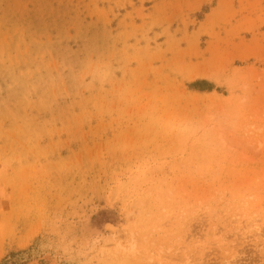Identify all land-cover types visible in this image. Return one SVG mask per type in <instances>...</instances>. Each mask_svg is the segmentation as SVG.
I'll return each mask as SVG.
<instances>
[{"label": "rangeland", "instance_id": "obj_1", "mask_svg": "<svg viewBox=\"0 0 264 264\" xmlns=\"http://www.w3.org/2000/svg\"><path fill=\"white\" fill-rule=\"evenodd\" d=\"M27 249L264 264V0H0V261Z\"/></svg>", "mask_w": 264, "mask_h": 264}, {"label": "trees", "instance_id": "obj_2", "mask_svg": "<svg viewBox=\"0 0 264 264\" xmlns=\"http://www.w3.org/2000/svg\"><path fill=\"white\" fill-rule=\"evenodd\" d=\"M193 88H201L202 86L206 89H197L201 91L211 92L214 90V85L207 81H197L191 85ZM31 259V249L19 250L11 252L5 258L0 261V264H27Z\"/></svg>", "mask_w": 264, "mask_h": 264}]
</instances>
